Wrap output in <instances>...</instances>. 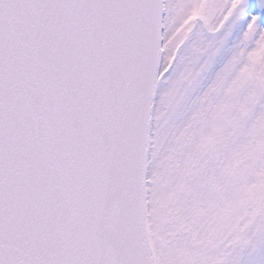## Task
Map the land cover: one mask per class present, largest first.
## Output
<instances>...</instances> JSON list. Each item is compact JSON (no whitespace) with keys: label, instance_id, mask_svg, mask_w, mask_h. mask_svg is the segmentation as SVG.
Segmentation results:
<instances>
[{"label":"snow or ice","instance_id":"snow-or-ice-1","mask_svg":"<svg viewBox=\"0 0 264 264\" xmlns=\"http://www.w3.org/2000/svg\"><path fill=\"white\" fill-rule=\"evenodd\" d=\"M0 264H264V0H0Z\"/></svg>","mask_w":264,"mask_h":264}]
</instances>
